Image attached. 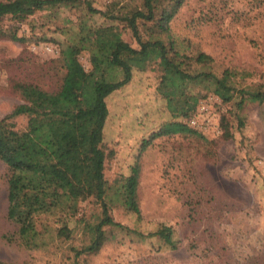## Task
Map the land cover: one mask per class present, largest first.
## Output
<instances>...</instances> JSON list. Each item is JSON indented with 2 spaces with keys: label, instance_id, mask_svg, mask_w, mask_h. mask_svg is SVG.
<instances>
[{
  "label": "rangeland",
  "instance_id": "obj_1",
  "mask_svg": "<svg viewBox=\"0 0 264 264\" xmlns=\"http://www.w3.org/2000/svg\"><path fill=\"white\" fill-rule=\"evenodd\" d=\"M110 1L93 3L103 9ZM78 14L59 8L37 12L22 23L3 20V29L25 40L0 39V120L24 130L29 116L14 114L17 106H38L39 92L56 95L65 81L73 83L59 55L76 31ZM89 23L105 24L98 16ZM170 28L181 52L209 55L208 69L217 75L235 72L238 89L264 84V0H185ZM119 30L126 43L138 47L128 29ZM79 63L89 71L88 53L80 54ZM159 82L157 68L135 71L128 85L106 98L104 177L111 184L117 176L129 175L139 160L140 220L121 209L110 214L144 234L159 224L171 225L178 249L158 252L156 242L114 229L97 253L77 256L89 242L85 223L101 217L94 199L79 204L67 223L69 236L60 233L62 219L41 216L35 245L24 248L5 238L16 227L6 217L8 171L0 161V264H264V103L248 102L237 111L234 104H221L207 94L194 115L197 126L190 125L200 136L151 138L171 121L157 91ZM197 90L205 94L201 87ZM222 117L229 138L222 135Z\"/></svg>",
  "mask_w": 264,
  "mask_h": 264
},
{
  "label": "trees",
  "instance_id": "obj_2",
  "mask_svg": "<svg viewBox=\"0 0 264 264\" xmlns=\"http://www.w3.org/2000/svg\"><path fill=\"white\" fill-rule=\"evenodd\" d=\"M184 2L139 0L129 4L111 0L99 9L93 0H0V39L16 42L25 39L12 29L2 28L5 18L22 23L42 11L68 8L79 12L76 31L59 55L73 83L65 81L56 95L39 92L38 106H17L14 114L29 116L24 130H16L5 118L0 120V161L8 171L6 217L16 227L5 238L32 248L37 222L44 215L62 219L60 233L69 236L67 223L77 215L79 204L94 199L101 208V217L94 224L85 223L89 242L76 251L77 256L97 253L114 229L140 241L151 240L152 245L156 242L158 252L178 249L179 240L171 225L159 224L144 234L115 222L110 214L113 209H121L140 220L141 169L137 160L129 175H119L111 184L105 180L102 139L109 114L106 98L128 85L135 71L157 68V91L166 101L171 121L151 138L200 136L187 121L194 117L207 94L221 104H234L237 111L248 102L264 103V84L238 89L233 85L235 72L225 70L217 75L208 69L213 61L209 55L180 51L170 23ZM96 16L105 24L89 23ZM120 26L131 32L137 48L122 39ZM83 52L89 55L88 72L79 63ZM220 124L223 137L229 138L224 118ZM150 142H145L142 149Z\"/></svg>",
  "mask_w": 264,
  "mask_h": 264
},
{
  "label": "built area",
  "instance_id": "obj_3",
  "mask_svg": "<svg viewBox=\"0 0 264 264\" xmlns=\"http://www.w3.org/2000/svg\"><path fill=\"white\" fill-rule=\"evenodd\" d=\"M205 108L204 107H201V111H204ZM197 112H199V110H197ZM189 124L192 126V127H195L197 126V119L196 117H192L190 120H189Z\"/></svg>",
  "mask_w": 264,
  "mask_h": 264
}]
</instances>
